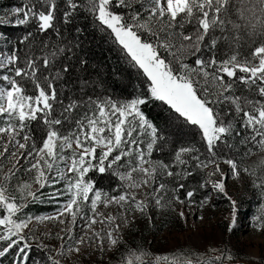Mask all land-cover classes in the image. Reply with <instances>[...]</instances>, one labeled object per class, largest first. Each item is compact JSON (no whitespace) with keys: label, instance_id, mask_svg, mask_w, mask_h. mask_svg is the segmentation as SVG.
Wrapping results in <instances>:
<instances>
[{"label":"snow or ice","instance_id":"6c2138e0","mask_svg":"<svg viewBox=\"0 0 264 264\" xmlns=\"http://www.w3.org/2000/svg\"><path fill=\"white\" fill-rule=\"evenodd\" d=\"M0 25L21 30L0 33V264L167 262L128 233L153 209L203 210L220 194L231 231L222 165L250 177L264 231V0H20ZM90 30L134 70L135 94L114 96L90 66ZM211 251L174 264H232Z\"/></svg>","mask_w":264,"mask_h":264},{"label":"rangeland","instance_id":"374dc122","mask_svg":"<svg viewBox=\"0 0 264 264\" xmlns=\"http://www.w3.org/2000/svg\"><path fill=\"white\" fill-rule=\"evenodd\" d=\"M222 167L226 171L228 192L237 200L236 223L231 231L228 229L229 201L220 194L214 195L212 202L203 210L197 207L189 209L179 203L174 204V210L153 209L150 213L152 223L141 218L134 225L135 230L128 233L129 243L142 244L152 253L153 260L156 255H167L169 260L161 261V264L195 260L201 254L206 259L216 255L212 248L229 252L234 257L232 264H264V231L252 226L253 217L258 214L259 196L251 185L250 177L245 176L243 181L233 180L226 166ZM181 210L187 214V220L180 218ZM48 229L54 237L57 225L47 222L37 225L38 231ZM54 243L58 245L59 241L54 240ZM184 250H191V254ZM96 259H100L98 254ZM118 260L119 254L114 255L111 261L105 257V264H117Z\"/></svg>","mask_w":264,"mask_h":264},{"label":"trees","instance_id":"16d2710c","mask_svg":"<svg viewBox=\"0 0 264 264\" xmlns=\"http://www.w3.org/2000/svg\"><path fill=\"white\" fill-rule=\"evenodd\" d=\"M19 3L20 0H0V17H3L6 9ZM0 33H6L14 39L15 36L21 34V30L8 25H0ZM81 40L83 41V48L89 50L90 66L97 68L102 76L108 78L111 85L109 91L114 96L122 98L136 93L140 84L134 70L128 68L127 63L116 54L110 42L106 43L101 39L98 32L93 33L91 30L85 36H82ZM143 110L150 116H156L157 113L161 112V109L151 103L146 104ZM164 114L166 115V113ZM93 178L97 186L105 190L114 184V178L108 173H95ZM53 207L54 205L51 204H35L31 206L30 211L38 215L47 214L52 211ZM169 264L174 263L169 261Z\"/></svg>","mask_w":264,"mask_h":264}]
</instances>
